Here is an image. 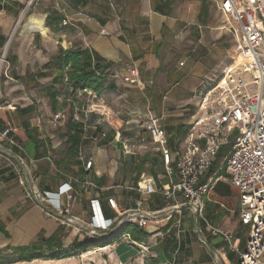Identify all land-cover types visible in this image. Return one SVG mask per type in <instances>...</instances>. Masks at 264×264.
Segmentation results:
<instances>
[{
	"label": "crops",
	"instance_id": "crops-1",
	"mask_svg": "<svg viewBox=\"0 0 264 264\" xmlns=\"http://www.w3.org/2000/svg\"><path fill=\"white\" fill-rule=\"evenodd\" d=\"M32 7L25 29L12 39L10 28L20 18L24 0H0V53L9 51L7 63L12 74L0 82V129L10 124L14 139L23 148L0 143V257L13 248L35 243L42 235L60 237L63 248L74 241L95 242L79 256L97 259L103 254L118 264H238V253L229 248L221 233L212 232L215 228L230 234L235 248L246 249L248 227L243 236L236 234V229L244 226L238 218V191L235 195L225 174H216L222 178L211 189L212 198L204 197L201 214L180 198L171 201L179 210L168 216L161 212L160 218L140 228L146 233L142 238L133 237L125 226L121 232L130 233L132 241L113 236L116 234L87 241L90 236L81 230V223L90 218L91 199L98 200L107 218L117 214L108 206L107 196L116 199L119 212L135 208L138 201L142 212L165 205L160 194L147 196L132 189L142 176H151L145 173L148 164L138 175L136 165L141 156L159 153L163 169L164 164L160 152L152 150L150 143L141 145L139 132L127 122L148 103L162 118L168 148L176 151L182 147L189 124L201 116L198 107L187 109L198 101L193 94L214 85L232 60L235 38L225 29L226 20L214 0H44ZM32 15L43 24L44 34L27 28ZM65 18L68 25H63ZM60 48L84 50L87 69L99 58L112 62L107 81L115 88L97 94L73 86L65 76L53 83L60 75L51 60ZM133 69L145 88L123 81ZM128 87L142 98L141 106L128 100ZM84 99L92 100L104 114H89L81 108ZM130 109L126 126L133 137L121 139L123 129H119L117 115ZM128 147L133 151H127ZM117 148L121 154L118 170ZM220 157L221 152L209 177L219 171ZM88 160L92 164L86 168ZM128 167L133 177L130 182L112 185ZM164 176L165 183L153 177L157 186L168 183L165 171ZM157 179H162V174H157ZM67 184L71 191L61 194ZM28 187L42 204L31 197ZM68 196L74 224L64 222L60 212ZM227 199L235 200V207L220 202ZM187 211L192 218H186Z\"/></svg>",
	"mask_w": 264,
	"mask_h": 264
},
{
	"label": "built area",
	"instance_id": "built-area-1",
	"mask_svg": "<svg viewBox=\"0 0 264 264\" xmlns=\"http://www.w3.org/2000/svg\"><path fill=\"white\" fill-rule=\"evenodd\" d=\"M220 14L226 20L225 29L234 36L231 63L223 67L220 76L211 87L193 94L198 98V108L204 113L189 124L183 145L176 151L167 146V133L161 126L162 118L155 115L147 103L144 110L133 112L127 123L139 132L141 145L150 143L151 149L160 152L168 183L157 186L152 176H142L132 187L137 192L151 196L160 194L165 205L156 211H141L142 202L135 208L118 211L116 199L107 196L108 206L117 214L101 216L98 200H90V218L81 223V230L98 239L103 235L119 234V238L132 241L130 233L122 231L127 225L144 228L152 220L177 212L179 206L170 205L179 198L184 204L201 214L203 199L208 196L221 175L208 176L211 167L221 155L217 170L224 169L230 184L238 190V218L248 227L246 249L239 251L231 243L232 236L221 233L229 248L238 253V264H264V0H214ZM69 19L63 20L68 25ZM104 32V30H102ZM6 50L0 62L6 60ZM237 59H240L237 62ZM245 74L252 80L246 81ZM123 81L143 89L137 70H130ZM254 86L255 88H252ZM215 108V109H214ZM104 114L103 110L95 109ZM12 126L0 129V143L23 150L12 135ZM92 164L86 162V168ZM73 182H78L73 178ZM84 184L95 187L93 182ZM68 185V184H67ZM65 184H62L61 189ZM31 197L42 204L34 190L28 187ZM72 186L60 190L68 194ZM45 201L51 199L44 197ZM70 197L60 212L64 222L76 223L70 216Z\"/></svg>",
	"mask_w": 264,
	"mask_h": 264
},
{
	"label": "trees",
	"instance_id": "trees-1",
	"mask_svg": "<svg viewBox=\"0 0 264 264\" xmlns=\"http://www.w3.org/2000/svg\"><path fill=\"white\" fill-rule=\"evenodd\" d=\"M9 51L6 53V60H8ZM84 50L81 48H60L57 55L52 58V62H55L58 66L59 79H53V83L57 84L65 76L68 83L76 86L80 89L88 88L95 91L97 94L103 91L112 90L115 88L114 84L107 81L109 76V70L112 67V62L105 61L99 58L93 68L87 69L83 64ZM148 164V172L158 182L165 183L167 178L164 176L163 165L159 163V153H145L140 157L136 168L139 170L138 175ZM215 168V164L209 170L210 175ZM157 172L162 174V179H157ZM3 230V229H2ZM125 230L129 231L135 238H142L146 236V233L134 226L127 225ZM95 242L85 243L74 241L68 248L62 247V241L60 237L45 238L39 235L38 240L27 246H20L13 248L11 252L0 257V263H13L18 261H30L38 258H50L60 259L77 255L80 251L87 247L94 246Z\"/></svg>",
	"mask_w": 264,
	"mask_h": 264
},
{
	"label": "rangeland",
	"instance_id": "rangeland-1",
	"mask_svg": "<svg viewBox=\"0 0 264 264\" xmlns=\"http://www.w3.org/2000/svg\"><path fill=\"white\" fill-rule=\"evenodd\" d=\"M42 1H44V0H24V8L22 9L20 18L18 20H16V22L10 28V33L9 34L12 37V39H13V36L18 32V30H24L25 29L26 18L28 16V14L30 13V11H32V10H30V9L33 8L32 6H34L36 4V2H38V4H39ZM9 49H10V47H9ZM2 54H3V52L0 53V58H1ZM238 60L239 59H237V61ZM5 75H7L8 77H10L12 75L11 74V68H10V66L7 63V60H5V62H0V82H1V79L5 77ZM252 78L253 77H252L251 74H245L244 75V79L246 81L252 80ZM252 88H255V87L252 86ZM130 89H132V91H130ZM130 89H129V87L127 89V92H129L128 100L129 101L133 100L134 101V105H136L137 107L141 106L142 98L139 97V95H136V92L134 91L135 90L134 88H130ZM198 101L194 100L193 105L187 106V109L192 110L194 108V110H196L197 107H198L197 104L199 105ZM81 108H84L89 114H96V110L95 109H97V108L92 104V100L84 99V101H82V103H81ZM131 110L132 109H130L129 111H126V112L122 111V112L119 113V115H117L118 121L121 123L120 126H119V129L120 130L123 129L122 132H121V139H124L126 137L130 138L133 135V134L131 135L132 130L128 129L127 126H126V121L128 120L129 115L131 114L130 113ZM203 113L204 112L202 110H199L197 115L200 116V115H203ZM126 150L130 151V152L133 151V149H130L129 147L126 148ZM226 150H227V148H224L222 150V152H221V155ZM141 152H143V151H141ZM120 156H121V154H119V149L117 148V152H116V162L117 163L115 164V165H117V170H118V168L119 169L121 168L120 167L121 166ZM159 163H160V161H159ZM145 173L149 174V172H145ZM157 174L159 175V172H157ZM217 174H224V171L223 170H219L217 172ZM132 178H133L132 174L129 171V167H128L126 172L124 173V175L117 177L118 181L117 182L115 181L112 185H114V186L115 185L124 186V184H126L127 181L130 182V180ZM119 190H120V188H119ZM237 191L238 190L235 187H233V192H235V195L237 194ZM208 196H209V198H212V194L211 193ZM220 202H222L225 207H230V206L231 207H235V206H232V205H235L234 204L235 200H231V202H230V200L227 199V200H220ZM213 205L216 208H221V207H219L218 204H213ZM203 216H206L205 215V211L203 212ZM186 218H189V219L192 218L191 212L189 213V211H187ZM200 222H201V219H200V217H198L197 226H200ZM246 232H247V227H245V226H240L239 228L236 229V234L238 236H243L244 234H246ZM113 236H117L119 238V234H116V235H113ZM92 240H94V239L88 237L87 241H92ZM55 261L54 260L53 261L45 260V261H42V262H38L36 264H118V263H116L115 260H113L112 258H110L108 256H104L103 254L99 255L97 259H95V257H92V256L91 257H81V256H79V254H77V255L71 256L70 258L63 259V260H61L59 262H57L58 260H55Z\"/></svg>",
	"mask_w": 264,
	"mask_h": 264
},
{
	"label": "bare ground",
	"instance_id": "bare-ground-1",
	"mask_svg": "<svg viewBox=\"0 0 264 264\" xmlns=\"http://www.w3.org/2000/svg\"><path fill=\"white\" fill-rule=\"evenodd\" d=\"M36 16L32 15L31 17H29L30 19H29V22L26 24V26L29 30L37 31V32L44 34L43 24L41 23V21ZM239 61H240V59L237 62H239ZM81 257H86V254L81 255ZM17 264H22V262L17 263Z\"/></svg>",
	"mask_w": 264,
	"mask_h": 264
},
{
	"label": "clouds",
	"instance_id": "clouds-1",
	"mask_svg": "<svg viewBox=\"0 0 264 264\" xmlns=\"http://www.w3.org/2000/svg\"><path fill=\"white\" fill-rule=\"evenodd\" d=\"M100 213H101V216H104V215H103V212H102V210H101V208H100Z\"/></svg>",
	"mask_w": 264,
	"mask_h": 264
},
{
	"label": "water",
	"instance_id": "water-1",
	"mask_svg": "<svg viewBox=\"0 0 264 264\" xmlns=\"http://www.w3.org/2000/svg\"><path fill=\"white\" fill-rule=\"evenodd\" d=\"M103 236H105V235H103Z\"/></svg>",
	"mask_w": 264,
	"mask_h": 264
}]
</instances>
